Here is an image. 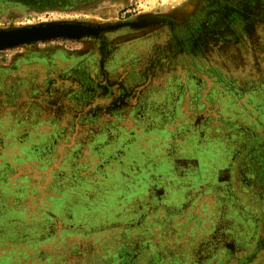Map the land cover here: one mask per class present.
<instances>
[{
	"label": "rangeland",
	"instance_id": "rangeland-1",
	"mask_svg": "<svg viewBox=\"0 0 264 264\" xmlns=\"http://www.w3.org/2000/svg\"><path fill=\"white\" fill-rule=\"evenodd\" d=\"M47 26L0 46V264H264V0H0Z\"/></svg>",
	"mask_w": 264,
	"mask_h": 264
},
{
	"label": "water",
	"instance_id": "water-1",
	"mask_svg": "<svg viewBox=\"0 0 264 264\" xmlns=\"http://www.w3.org/2000/svg\"><path fill=\"white\" fill-rule=\"evenodd\" d=\"M68 27L47 26L43 28L20 29L0 32V46L9 45L19 41L37 38L46 34H54L56 32H68Z\"/></svg>",
	"mask_w": 264,
	"mask_h": 264
},
{
	"label": "trees",
	"instance_id": "trees-1",
	"mask_svg": "<svg viewBox=\"0 0 264 264\" xmlns=\"http://www.w3.org/2000/svg\"><path fill=\"white\" fill-rule=\"evenodd\" d=\"M14 2H21L22 4L37 5L40 7L56 6V5H69L72 0H7Z\"/></svg>",
	"mask_w": 264,
	"mask_h": 264
},
{
	"label": "bare ground",
	"instance_id": "bare-ground-1",
	"mask_svg": "<svg viewBox=\"0 0 264 264\" xmlns=\"http://www.w3.org/2000/svg\"><path fill=\"white\" fill-rule=\"evenodd\" d=\"M67 31H68L69 33H72V34H73V32H75V31L81 32V30L78 29V28H75V29H73V28H67Z\"/></svg>",
	"mask_w": 264,
	"mask_h": 264
},
{
	"label": "flooded vegetation",
	"instance_id": "flooded-vegetation-1",
	"mask_svg": "<svg viewBox=\"0 0 264 264\" xmlns=\"http://www.w3.org/2000/svg\"><path fill=\"white\" fill-rule=\"evenodd\" d=\"M143 20H139L137 21L138 24H142Z\"/></svg>",
	"mask_w": 264,
	"mask_h": 264
}]
</instances>
